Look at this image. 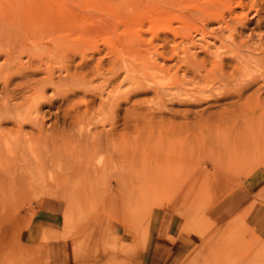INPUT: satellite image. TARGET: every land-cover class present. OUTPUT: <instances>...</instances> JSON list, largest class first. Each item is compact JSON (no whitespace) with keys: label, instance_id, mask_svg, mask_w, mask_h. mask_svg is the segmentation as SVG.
<instances>
[{"label":"rangeland","instance_id":"rangeland-1","mask_svg":"<svg viewBox=\"0 0 264 264\" xmlns=\"http://www.w3.org/2000/svg\"><path fill=\"white\" fill-rule=\"evenodd\" d=\"M220 4L219 0H0V65H6V55L17 56L26 71H16L5 88L12 95L8 111L16 109L0 129L4 135L16 131L15 139H20L17 153L4 152L0 159L17 157L13 173L24 176L27 172L46 176L52 167L74 161L82 178L65 189L44 188L38 181L18 196L11 193V183H3L9 167H0V264H174L171 243L153 245L150 226L161 212L182 222V253L177 261L186 256L178 264H264L262 248L245 252L237 243L239 221H230L221 234V224L208 217L212 206L239 195L247 176L254 181L264 170V158L250 167H220L216 161L227 159L217 156L222 137L212 129L197 138L199 126L192 124L200 109L209 105V110H216L231 100L210 96L197 101V84L191 83L196 79L184 65L187 60H204L208 67L213 53L223 51L221 39L227 34L216 20L204 21L201 14ZM22 22H29L25 29L18 27ZM253 26L252 21L241 29L237 39ZM263 31L264 23L253 29L252 36ZM83 62L86 65L81 66ZM223 63L229 71L233 62L223 59ZM50 68H54L52 84L45 95L51 102H41L40 108L45 114L43 126L20 122L18 106L24 97L19 87L26 81L38 85ZM84 72H89L91 85L76 84ZM6 74L0 73V98ZM164 80L170 85L165 86ZM54 85L74 92L67 100L53 97ZM111 95L110 137L94 134L107 131V124L90 125L87 132L78 133L90 114L82 113L78 124L63 117L71 103L95 97V109ZM153 108L155 119L146 122L141 116ZM159 108L163 112L157 114ZM214 119L207 120L212 128L217 124ZM24 132L35 135L33 153L24 151ZM165 178L175 180L158 182ZM251 207L237 210L234 205L227 211ZM51 208L56 220L52 229L34 224L36 211L49 213ZM32 230L40 237L29 239ZM157 249L165 252H153Z\"/></svg>","mask_w":264,"mask_h":264},{"label":"bare ground","instance_id":"bare-ground-1","mask_svg":"<svg viewBox=\"0 0 264 264\" xmlns=\"http://www.w3.org/2000/svg\"><path fill=\"white\" fill-rule=\"evenodd\" d=\"M223 1L225 2L226 0H219V2H221L220 5L211 6V11L201 13L202 18H205L204 21L213 19L216 20L215 22H217L220 31L222 33L225 32L227 34L225 39H221V47L223 48V51L213 53L214 57L218 59H214L213 57L208 60V67L206 66L204 60H187L185 61L184 65L185 70H190V73H192L194 78L196 79V81L191 83L194 85L197 84L196 89L194 90L198 96L197 98H195L197 101H202L203 99L208 97L210 98V96L214 97L215 99L230 97L231 100L227 104H222V106L216 110H209V105L207 106V108L205 107L200 109V111L196 112L195 116H193L192 124H197L199 126V130L195 133V137L197 138L202 137L204 132L212 131V129L214 133L218 134V137H222L218 146L217 156L221 154L222 156H226L227 159H224L223 163L216 161L217 164L219 163L218 165L220 167H225L226 165L231 166L232 164L237 165V167L238 165L242 167L243 165L250 167L254 164H261V160H263L264 158V31L258 33L256 37L252 36L253 29L256 30V28L261 27L264 23V14H262L264 12V0H232L222 5ZM235 8H240L241 12L235 13ZM252 21L254 26L251 28V31L249 30L250 33H248L244 38L237 39L238 36H241V29L245 28L246 25L252 23ZM28 23L22 22L21 24H19L18 27L21 29H25L28 26ZM44 45L45 47L48 46V44L46 43ZM5 59L7 61L6 65H0V73H7L2 79L3 90L7 88L12 77L16 75V71L20 70L21 72L19 73L22 74H25L26 72L25 67L21 66L20 62H17V56L10 58L6 55ZM223 59L230 60L233 62L229 71L226 70V64L224 65ZM54 62H58L61 64L63 61L55 59ZM84 65H86V63L83 62L81 66ZM61 68L65 69L66 66L63 65ZM53 69L54 68H50V70L45 73L46 75L44 79H42L43 81H41V83H37L38 85L31 86V84L26 81L25 83H22V85L19 87L20 89H22L24 97V100L18 106V117L20 119V122H28L34 124L35 126H37V124H42V120L44 119L45 114L44 112H40V108L42 105L41 102H51V98L48 99L46 97L45 91L47 85L52 84L50 76L53 72ZM88 73H82L80 81L76 84H81L82 86H85L88 83L90 84L91 80H87ZM165 81L166 80H164V82ZM166 84L168 85L169 82H165V86H167ZM59 87L60 86L54 85L53 97H60L63 100H67L69 94L74 92L70 88L59 90ZM166 89L163 91H166ZM83 91L84 93H87L88 90L86 91L85 89H83ZM2 93V97L0 98V124L6 117H8V115H11V111H14L16 109L10 108L11 111H8V106H10V100L12 98V95L6 90ZM92 95L94 94L92 93ZM98 97H100L99 94ZM94 101L95 97L87 100H82L81 102L71 103L68 107L69 109H67L63 113V117L70 118L71 123L78 124L83 119L82 113L85 115L90 114V116L87 118L86 123L81 122L83 123V125L80 127V129H78V133L81 134L87 132V128L90 125L107 124L109 126L107 131L103 130V133L95 132L94 134L97 136L104 135L106 137H110L112 136V95L106 98V100H100L98 107H96L95 109L92 106ZM160 103L162 104L161 101ZM153 104L154 103H152V105ZM80 106L83 107L82 111H79ZM14 107H16V105ZM154 109L155 108L151 110L147 109L145 114H143L144 116L142 115L141 117H144L143 119H147L148 122L153 123V120L156 116V112L154 111ZM161 109L162 108L158 109L157 114L163 112L161 111ZM211 116H215L213 122H217V124L214 123L213 128L212 125H210V122L209 124H207V120H209V117ZM19 124L20 123L18 122L17 127H19ZM2 132L3 131L0 129V155L4 152L14 155L18 151V142L20 138H18L17 140L15 139V137L17 136L16 131H10L9 135H4ZM43 133L44 130L40 129L39 135H41L42 138L44 135ZM74 135L75 134H73V136ZM22 136H25V138L27 137L23 142L24 151L27 150L28 152L33 153L34 147L36 146H34V141L36 139L35 135H33L32 133L27 134L26 132H24ZM51 143L52 142H50V144ZM51 146L53 145L51 144ZM54 155L55 154H53V156ZM22 156L26 157L27 153H24ZM52 158L51 159L54 160V157ZM110 160H112V157L110 158ZM16 162L17 157L15 156L11 157L10 160L8 158L0 159V167L4 165H7V167H9V171L3 178V183H7V185L11 183V186H13L12 188H14V192H10L14 195L20 194L23 189H29L31 185L35 184V182L38 184V181L40 182V184L42 183L44 188L45 186H54L57 189H65L67 184H74L82 179L78 174L79 166L74 161H69L67 163L63 162L62 165L59 164L58 166H56V168L52 167V170L46 176H36L32 173L28 174V172L25 176L17 174L15 175L13 173V166ZM101 162L102 161H100L98 158L96 163L100 164ZM69 170H71L72 174L68 177H64V173L68 172ZM172 180L173 178H165L158 182L162 184L163 182H173L175 179L173 181ZM147 182L152 183L154 181L147 179ZM35 189H37V187ZM76 196L79 197L81 196V194L77 193Z\"/></svg>","mask_w":264,"mask_h":264},{"label":"crops","instance_id":"crops-1","mask_svg":"<svg viewBox=\"0 0 264 264\" xmlns=\"http://www.w3.org/2000/svg\"><path fill=\"white\" fill-rule=\"evenodd\" d=\"M260 171L254 181L250 182L248 180L250 177L249 175L241 182L238 188L239 195L237 197L228 198L226 202L212 206L208 212V217L213 222L221 224V234L225 227L230 225L228 224L230 221L236 219L240 222L239 226L242 230L241 233L238 231L235 237L238 238L237 243H240V246L244 248L245 252L259 251L260 248H262L261 251H264V170L260 169ZM247 194L249 196H247ZM250 195L252 198H250ZM250 204H252V207L246 211L237 213L227 211L229 207H233L234 205H237V210H240ZM224 206L227 207L225 208ZM48 210L49 213L36 211L34 214V224L52 229L50 225L52 226L56 220L52 208ZM156 217V220H154L152 226H150L151 236L154 240L153 245L155 246L156 244V246H158L159 243H163V245L166 246L165 243H171L173 246L171 259L174 261V264L176 262V264H178L186 256L185 255L182 259L180 258V260L177 261V257H180L182 253V244L179 238L182 222L178 219V216L170 213L161 212ZM32 231L34 232V230ZM33 232L29 234V239L32 238L35 240L40 237V233ZM162 251L165 252L164 249H157L153 252ZM164 256L165 259H167L168 254L166 253ZM223 262L224 260H222V263Z\"/></svg>","mask_w":264,"mask_h":264}]
</instances>
